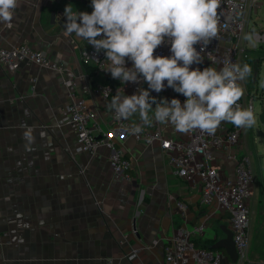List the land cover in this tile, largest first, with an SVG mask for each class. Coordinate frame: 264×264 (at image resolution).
<instances>
[{
  "label": "crops",
  "instance_id": "crops-1",
  "mask_svg": "<svg viewBox=\"0 0 264 264\" xmlns=\"http://www.w3.org/2000/svg\"><path fill=\"white\" fill-rule=\"evenodd\" d=\"M70 4L92 11L91 0H20L13 26L0 24V45H32L74 71L99 137L112 128V96L93 91L106 79L86 70L82 50L91 44L65 35ZM69 98L64 73L0 64V264H165V245L178 228L207 220L195 239L208 246L224 235L211 224L227 225L225 216L202 204L199 185L175 174L158 142L127 133L115 143L131 160L129 178L114 176L109 145L78 151L75 131L62 122ZM140 122L138 113L131 118ZM178 199L190 206L184 217Z\"/></svg>",
  "mask_w": 264,
  "mask_h": 264
},
{
  "label": "clouds",
  "instance_id": "clouds-1",
  "mask_svg": "<svg viewBox=\"0 0 264 264\" xmlns=\"http://www.w3.org/2000/svg\"><path fill=\"white\" fill-rule=\"evenodd\" d=\"M19 2L0 0V24L13 26ZM91 7V13L74 10L71 4L65 7V35L74 33L97 53L103 51L110 62L104 70L121 84L147 83L148 89L139 88L130 96L121 97L117 89L107 105L116 119L139 114L141 123L131 126V134L141 133L153 121L170 124L180 133L214 134L222 122L242 129L257 125L254 107L239 104L245 91L241 82L252 74L249 64L229 59L219 70L191 67L203 62L201 53L219 39L221 27L228 26L221 24V0H91ZM242 38L251 47L260 43L254 29ZM165 42L171 55H154ZM165 81L186 98L183 105L176 98L158 101L150 95L149 90L163 91Z\"/></svg>",
  "mask_w": 264,
  "mask_h": 264
},
{
  "label": "built area",
  "instance_id": "built-area-1",
  "mask_svg": "<svg viewBox=\"0 0 264 264\" xmlns=\"http://www.w3.org/2000/svg\"><path fill=\"white\" fill-rule=\"evenodd\" d=\"M260 0H250V11ZM249 0H221L218 12L221 15L219 39L212 40L201 53L203 62L193 64V69L214 67L219 70L225 60H231L243 65V55L248 50V43L243 35L252 31L250 12L247 15ZM260 43L264 42V31L255 30ZM200 50V45H196ZM154 55L170 56V44L165 42L158 47ZM82 59L86 65H91L104 75L105 81L98 82L93 91L101 94L105 99L115 96L117 89L121 97L133 95L139 88L148 89L147 83L121 84L113 79L111 73L105 71L109 61L105 59L103 51L97 53L92 45L82 50ZM31 62L36 65L57 70L65 75V85L68 89L69 102L66 105L62 122L70 125L76 133L78 151H94L102 144L111 148L110 164L117 179L129 178L131 160L116 142L122 141L130 133L131 118L129 120L116 119L112 112V128L101 131L98 137L96 130L90 127V114L85 109L84 99L77 95L76 74L62 63L53 61L43 50L32 45L21 43L11 47L0 45V64L10 70L18 69L23 63ZM126 67L131 68L132 62L126 59ZM35 80V79H34ZM245 90L244 81L241 82ZM159 93L150 91V95L159 101L164 95L181 101L185 97L166 86ZM109 90V92H108ZM248 97V98H247ZM165 99V98H164ZM248 99V101H247ZM243 107L252 105L255 109L254 95L250 91L244 92L239 101ZM155 107V105H154ZM256 110V109H255ZM141 123V122H140ZM137 123V124H140ZM244 129L222 122L214 134L201 133L199 130L190 133L177 132L170 124H153L145 126L139 134H131L137 141L158 142L173 167L177 176L198 184L201 190V202L207 207L216 206L225 216L227 226L233 234L238 258L232 261L224 249H214L196 244L195 237L208 228L207 220H200L193 229L178 228L168 244L165 245V264H251L248 257L250 246V200L253 195V168L250 156L241 148V138ZM179 213L184 217L190 210L189 204L177 200ZM137 256V252L128 255L129 259ZM264 264V263H256Z\"/></svg>",
  "mask_w": 264,
  "mask_h": 264
},
{
  "label": "rangeland",
  "instance_id": "rangeland-1",
  "mask_svg": "<svg viewBox=\"0 0 264 264\" xmlns=\"http://www.w3.org/2000/svg\"><path fill=\"white\" fill-rule=\"evenodd\" d=\"M250 11V0L247 7V15L250 12L251 28L264 31V0L259 1ZM244 63L252 68V74L244 81L245 93L250 91L254 95L255 113L257 125L251 129H244L241 141L243 152L251 159L254 182L253 195L250 200V246L248 257L251 264L264 263V42L256 47L248 45V50L243 55ZM258 71V74L256 73ZM248 98V97H247ZM248 101V99H247ZM222 221L212 222V230L219 234Z\"/></svg>",
  "mask_w": 264,
  "mask_h": 264
},
{
  "label": "water",
  "instance_id": "water-1",
  "mask_svg": "<svg viewBox=\"0 0 264 264\" xmlns=\"http://www.w3.org/2000/svg\"><path fill=\"white\" fill-rule=\"evenodd\" d=\"M220 229L223 232V236L216 240L212 245L211 248L214 249H224L228 256L231 258L232 261H236L238 258V253L235 248V244L233 241V234L231 229L226 225L222 224Z\"/></svg>",
  "mask_w": 264,
  "mask_h": 264
},
{
  "label": "trees",
  "instance_id": "trees-1",
  "mask_svg": "<svg viewBox=\"0 0 264 264\" xmlns=\"http://www.w3.org/2000/svg\"><path fill=\"white\" fill-rule=\"evenodd\" d=\"M86 70L88 71V73L90 74V75H93L95 72H96V69H95V67H93V66H91V65H87L86 66ZM256 73L258 74V71H256ZM223 233V232H222ZM196 241V244L197 245H199V246H206V247H210L211 248V245L213 244H211V245H204V244H201L197 239L195 240Z\"/></svg>",
  "mask_w": 264,
  "mask_h": 264
}]
</instances>
